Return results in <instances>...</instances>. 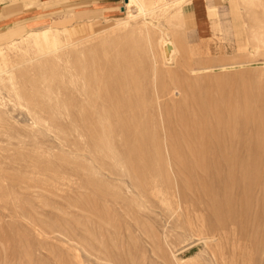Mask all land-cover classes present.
Segmentation results:
<instances>
[{"label":"rangeland","instance_id":"rangeland-1","mask_svg":"<svg viewBox=\"0 0 264 264\" xmlns=\"http://www.w3.org/2000/svg\"><path fill=\"white\" fill-rule=\"evenodd\" d=\"M95 1L0 0V264H264V0Z\"/></svg>","mask_w":264,"mask_h":264},{"label":"bare ground","instance_id":"bare-ground-1","mask_svg":"<svg viewBox=\"0 0 264 264\" xmlns=\"http://www.w3.org/2000/svg\"><path fill=\"white\" fill-rule=\"evenodd\" d=\"M129 2V0H128ZM178 13V12H177ZM203 24V23H202ZM35 35V34H34ZM36 37V36H35ZM163 41V40H161ZM169 42H163L161 44L162 46V53H163V58H168V52H169ZM164 108V107H163ZM159 110V109H158ZM166 112V111H165ZM160 114V113H159ZM160 117V116H159ZM217 126H211L203 131L202 129L198 130V133L201 134L203 139H205L206 145L209 143L212 148L213 152L216 149V152H211L213 160L212 165L214 167H219L220 164L217 163L218 160L222 159V163L224 164V168L228 167L229 173V178H231L233 185H237L239 178L241 177L240 171L239 173L235 174L234 168H241L243 164L245 165V159H248L249 156L252 154L253 149H250L249 147H245L243 144V140H237V142L234 140L236 136H238L236 132L239 131V125L238 123L234 122L233 125L232 123L228 122L227 120H220L217 121L216 123ZM243 125V124H242ZM241 125V126H242ZM245 125V124H244ZM234 126V127H233ZM166 128V127H165ZM194 128V127H193ZM167 130V129H166ZM165 130V132H166ZM196 131V130H195ZM245 133V132H244ZM194 136V135H193ZM250 136V135H249ZM235 137V138H234ZM239 138V137H238ZM200 139V138H199ZM240 139V138H239ZM236 142V143H235ZM250 143V142H248ZM201 145V144H200ZM248 146V145H247ZM190 148V147H189ZM193 150V149H192ZM175 152V151H174ZM173 155V154H172ZM175 155V154H174ZM217 155V159L216 156ZM179 156V155H178ZM177 156V158H178ZM202 156V155H201ZM175 159V158H174ZM179 162H181L179 160ZM197 162V161H196ZM184 163V162H182ZM197 164V163H196ZM200 166V165H199ZM210 166V165H209ZM211 167V166H210ZM202 169V168H201ZM200 170V169H199ZM205 170V169H203ZM203 172V171H202ZM187 175V174H186ZM190 175V174H189ZM244 176V175H243ZM243 176L241 178H243ZM179 177V176H178ZM227 177V176H226ZM179 179V178H178ZM189 179V178H188ZM247 180V179H246ZM218 182V181H217ZM213 183V182H212ZM216 183V182H215ZM190 184V183H189ZM231 184V183H230ZM218 186V184H217ZM229 186V185H227ZM186 187V186H185ZM202 187V186H201ZM221 187V186H220ZM231 187V186H230ZM222 189V188H221ZM227 189V188H226ZM173 190V189H172ZM206 190H208L206 188ZM228 190V189H227ZM243 190V189H242ZM191 191V190H190ZM176 192V191H175ZM233 192V191H232ZM235 193V192H234ZM228 194V193H227ZM177 197V196H176ZM185 200V198L183 199ZM190 200V199H189ZM191 201V200H190ZM235 201V200H234ZM238 201V199L236 200ZM191 203V202H190ZM239 203V202H238ZM207 204V203H206ZM183 205V204H182ZM209 205V204H208ZM181 208V207H180ZM222 208V207H221ZM214 209V208H213ZM219 209V207L217 208ZM232 208H228L227 210H230ZM216 211V210H215ZM223 212V211H222ZM228 213V212H227ZM229 214V213H228ZM227 215V214H226ZM230 215V214H229ZM228 216V215H227ZM47 234V233H46Z\"/></svg>","mask_w":264,"mask_h":264},{"label":"crops","instance_id":"crops-1","mask_svg":"<svg viewBox=\"0 0 264 264\" xmlns=\"http://www.w3.org/2000/svg\"><path fill=\"white\" fill-rule=\"evenodd\" d=\"M103 1H105V0H96L95 2L97 3V6H94L92 8L82 7L79 10H77V13L79 14V16H81L80 18H86V15H88L91 12H98L99 13L100 11H104L107 8L109 9L108 4H104V5L99 4ZM108 1L106 0V2H108ZM198 8H199V6L194 1L189 2V4H188V12H189L188 18L193 20L194 21L193 23L197 27H198L199 22H200L198 15H197Z\"/></svg>","mask_w":264,"mask_h":264}]
</instances>
